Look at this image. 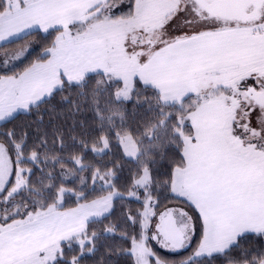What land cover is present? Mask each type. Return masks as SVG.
I'll return each instance as SVG.
<instances>
[{
    "label": "snow or ice",
    "instance_id": "1",
    "mask_svg": "<svg viewBox=\"0 0 264 264\" xmlns=\"http://www.w3.org/2000/svg\"><path fill=\"white\" fill-rule=\"evenodd\" d=\"M33 33L2 61L41 48L23 71L0 75V121L21 109L36 117L0 133V264H84L104 233L128 245L107 248L116 264H170L159 249L191 248L197 224L199 242L179 264H264V251L244 247L264 240V0H0V42ZM57 95L71 125L54 122L55 104L41 111ZM142 96L139 106L158 117L147 132L128 127L114 107ZM88 107L103 133L91 141L74 134ZM89 151L117 158L85 164ZM169 151L176 158L158 180L153 167ZM132 160L126 191L141 208L90 231L123 199L115 181ZM84 171L91 191L101 181L106 194L89 200L83 176L80 189L65 186ZM165 192L188 210H160ZM69 194L74 208H64Z\"/></svg>",
    "mask_w": 264,
    "mask_h": 264
},
{
    "label": "trees",
    "instance_id": "2",
    "mask_svg": "<svg viewBox=\"0 0 264 264\" xmlns=\"http://www.w3.org/2000/svg\"><path fill=\"white\" fill-rule=\"evenodd\" d=\"M41 36H45L47 34L40 33ZM56 35L55 32H52V35L48 37V40L50 41L54 36ZM36 39V34L33 33L31 36H26L23 39H17L13 40L11 43H5L3 45H0V54L5 52H12L20 50L24 45H26L29 41H32ZM41 51L40 47H34V49L29 50V52L21 59V61L13 66L12 68H8V71L0 70V75H11L13 73H18L23 71V69L36 59V57L39 55V52ZM4 65L3 63H0V69H3ZM97 79L99 77H96ZM149 97H151V91L147 93ZM60 96L57 95L55 99L52 101L51 104H44L41 106V111L43 112L45 109H50L53 104L57 105V112L60 113V119L54 121L55 123L65 124V126L71 125L74 121L72 118H67L65 120V117L67 113L69 112L70 108L68 105H60L59 104ZM143 102V96L140 98L139 101H136L135 99L130 102H125L123 105H114V107L118 108L120 111V114L124 116L125 123L128 127L132 129H139L140 132H147L149 129L146 127V125L149 122H154L158 117L156 116L155 112L148 111V106H139ZM101 104H103V100L101 101ZM35 115L33 112L25 111L23 113H19L15 115V118L11 119L10 121L6 120L2 123H0V133L16 129L18 132L24 128L25 125L30 124L35 119ZM49 120V117L45 115V123L47 124ZM75 121H78L80 124H83V128L78 127L77 133L78 134L81 131L86 132L88 135L85 137V139H88L91 141L92 138L96 137L97 135H101L99 131L100 124L95 118V114L91 110V107H88L75 117ZM114 122L117 126V130H119V125L121 123L120 116L116 115L114 117ZM139 135V133H138ZM80 137L78 136V139ZM2 139V137H0ZM70 143V141H69ZM113 144L116 143L115 139L112 141ZM89 147H91V144H89ZM73 152L78 153V149H73ZM67 155V153H65ZM114 158L113 155L107 154L103 156H94L92 152H87L85 154V160H102V161H110ZM175 154L171 151H169L168 156L166 159H164L162 162L158 161L157 164L153 167V175L158 180H164L167 178V173L170 171L171 167V161L175 159ZM95 162V161H94ZM30 166V165H26ZM65 169H72L71 164H66ZM57 171H59V167H57ZM136 174V164L134 160L132 161H126L124 163L123 169L117 173L118 179L115 181L117 183V186L121 193L123 194V199L117 197L114 199V214L112 216H109L108 219H97L96 222L91 224L90 231H96V232H102L104 228L107 226L115 223L118 219L121 218L122 211L127 212L131 210L133 213L141 208V202L137 201L134 197H128L126 189L130 187L132 180ZM68 177V176H67ZM66 178V177H65ZM66 187L72 188V184H69ZM101 188V187H100ZM100 188L96 187V191H91L92 188L85 189L86 193H88V199L91 200L95 198V196L99 194H106L101 193ZM142 200V197H141ZM76 207V197L74 195H66L64 198V208H74ZM165 207H180L185 208V210H188L183 203H178L177 201L173 200L171 197V194L169 193H163L160 196V210H163ZM102 220V222H100ZM129 231L131 229L129 228ZM200 234V228L199 224L196 226V235L193 239V244L191 248L174 254H162L165 258H167L170 261V264H179V262L183 259H185L188 255L191 254L192 249L195 248L196 244L199 242V236ZM119 233L116 234L115 237H112L111 234L104 233L101 238V243L103 246L99 248V250L96 252L95 256H89L85 259L84 264H98V261L103 259L104 264H116L117 257L114 255L112 256H106V250L109 246H123L128 247L127 244H124L122 240L119 239ZM245 248H248L249 250L253 251V254H255L256 251H264V240H261L255 236H253V239L249 243L244 244ZM234 257H238V253H233ZM118 264H130V262L127 260L126 257L119 258ZM215 264H226V261L219 260L216 261Z\"/></svg>",
    "mask_w": 264,
    "mask_h": 264
},
{
    "label": "rangeland",
    "instance_id": "3",
    "mask_svg": "<svg viewBox=\"0 0 264 264\" xmlns=\"http://www.w3.org/2000/svg\"><path fill=\"white\" fill-rule=\"evenodd\" d=\"M19 51V50H17ZM13 52H16V51H12L10 53H13ZM29 52V51H28ZM28 52H25V53H22L21 54V57L20 59H15V58H9V61H8V64L5 66L4 65V68L6 67L7 69L8 68H12L13 66H15L16 64H18L21 59H23V57L28 53ZM5 59L4 57V53L0 54V63H2V61ZM111 152H117V149L116 148H112L111 149ZM95 161V162H94ZM94 161H91V160H84L85 164H95L96 161H101L102 163H107V161H102V160H94ZM80 176H83V177H86L87 178V181H88V188H92V180H91V174L88 172V171H84V172H80L78 174H75V175H71V176H68L66 178L63 179V183L65 184V186H68L69 184H72V188L73 189H80L82 187L81 183H80V179L79 177ZM103 182L101 181H97L96 183V186L95 187H98L100 188L101 185H102ZM70 188V187H69ZM115 199V198H114ZM100 219V218H99ZM187 250V249H186ZM160 253L162 254H174V253H179V252H182V251H185V250H180L178 252H169L167 250H163V249H159Z\"/></svg>",
    "mask_w": 264,
    "mask_h": 264
},
{
    "label": "crops",
    "instance_id": "4",
    "mask_svg": "<svg viewBox=\"0 0 264 264\" xmlns=\"http://www.w3.org/2000/svg\"><path fill=\"white\" fill-rule=\"evenodd\" d=\"M3 44H5V42H0V45H3ZM26 110H23V109H21V110H18L15 114H14V116L15 115H17V114H19V113H23V112H25ZM6 121V120H5ZM2 122H4V121H0V123H2ZM97 219H99V218H95V220H97Z\"/></svg>",
    "mask_w": 264,
    "mask_h": 264
}]
</instances>
